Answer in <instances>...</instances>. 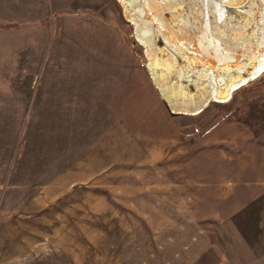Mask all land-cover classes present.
Returning <instances> with one entry per match:
<instances>
[{
	"label": "rangeland",
	"instance_id": "rangeland-1",
	"mask_svg": "<svg viewBox=\"0 0 264 264\" xmlns=\"http://www.w3.org/2000/svg\"><path fill=\"white\" fill-rule=\"evenodd\" d=\"M259 2L135 14L195 104L264 51ZM135 30L120 0H0V264H264V74L175 113Z\"/></svg>",
	"mask_w": 264,
	"mask_h": 264
},
{
	"label": "bare ground",
	"instance_id": "bare-ground-1",
	"mask_svg": "<svg viewBox=\"0 0 264 264\" xmlns=\"http://www.w3.org/2000/svg\"><path fill=\"white\" fill-rule=\"evenodd\" d=\"M120 1L124 4L125 13H126L127 17L130 18V20L133 21V23L136 25V30H135L136 32L135 33H136L137 40L139 42H141L142 45L145 46V49H146V52H147L148 56H151V60L149 62V68L151 70L152 75L154 76L155 82L157 83V86L159 88L160 94L163 97H166L167 99L170 100L168 102H169V104L171 106L172 111L178 112V113L195 114L196 115V114L200 113L201 111H203V108L211 100H215V101L223 102V103L227 102L229 99H231L232 94L236 90H238L241 86L246 85L248 82L257 79V78H259L260 76H262L264 74V51L263 52H259V53L257 52L258 53L257 55L255 54V59L253 60L252 68H251V70L248 71V74L246 76H242L245 73V69L242 68V67L238 68L239 69L238 70V74H239L238 80H236V78H235V80H232L230 83H227L225 81V79L223 78L224 77L223 75L219 76L218 71L215 72L217 68L214 69V67H212V66H206V68L203 70L204 71V76L208 78V84H210L211 89L205 90V92H203V93H205V96H203L204 98L202 100H201V98H199L200 102H198V103L195 102V104H193L191 102L190 97H189V95H190L189 92H185L184 91V87H185L184 85H180L179 84L177 87H170V86H172L170 84L171 82L168 81V78H169L170 75L168 76L167 75V71H164V70H169V67H168L169 64L167 62H166V64H161L159 62H156V60L153 59V56H154V54H153V43H152L151 39L145 35V32L142 30V28L140 26V22H139L140 20L137 18L136 14H135V13H140V14L142 13L143 15H146L147 13H153V11L155 12V10L159 13L158 10H160L163 7V5L165 4L164 2L167 1V0H147V2L144 1V2H146V4H148L147 5V11L143 7H142L143 9H141V8L137 9V10H136V8L134 9L133 4H135L136 0H120ZM225 1L229 2V4H231V5L232 4L238 5V4H240L242 2V0H225ZM259 3L263 4V10H262V12L260 11L261 12L260 15L262 16V20H264V0H260ZM145 5H144V7H145ZM172 10H171V12H172ZM135 11H137V12H135ZM250 12H252V11H250ZM222 14H223V12H222ZM158 20H159V17H158ZM258 21L260 23V20H258ZM221 22H222V20H221ZM262 41H263V39H262ZM198 43H199V48H201L202 51H203L202 54L208 55V57L211 56V57H213V59H217L218 60V66H222L224 64H227L226 66L229 67L230 64L232 63L233 59H235L234 56H232L233 57L232 58L229 53H226V51H223L222 48L218 47L219 46V44H218L219 42L217 41L216 38H213V37L209 38V35H206L201 40H198ZM257 45H258V43H257ZM250 51H252V50H250ZM172 54H174V53H172ZM154 58H156L158 60L157 55L154 56ZM174 59H175V57H174ZM175 62L176 61L174 60L173 61V67H175ZM226 66H225V68H226ZM239 67H240V65H239ZM230 70H232V69H230ZM206 86H207V84H206ZM202 87H205V86H202ZM206 89H207V87H206ZM184 93H188V96L186 95V97H185ZM192 94L193 93H191V95ZM195 94H196V92H195ZM182 97L185 100H183Z\"/></svg>",
	"mask_w": 264,
	"mask_h": 264
},
{
	"label": "crops",
	"instance_id": "crops-1",
	"mask_svg": "<svg viewBox=\"0 0 264 264\" xmlns=\"http://www.w3.org/2000/svg\"><path fill=\"white\" fill-rule=\"evenodd\" d=\"M157 86V85H156ZM158 87V86H157ZM161 95V94H160ZM162 96V95H161ZM174 112V111H173ZM178 113V112H175ZM256 161V159H255ZM261 179L264 181V168L261 169L259 163L257 165H255V186H259L260 185V181ZM261 188V187H260ZM255 193H257L255 191Z\"/></svg>",
	"mask_w": 264,
	"mask_h": 264
}]
</instances>
